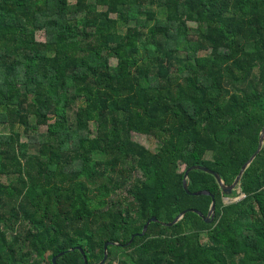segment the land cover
Wrapping results in <instances>:
<instances>
[{"label":"trees","instance_id":"16d2710c","mask_svg":"<svg viewBox=\"0 0 264 264\" xmlns=\"http://www.w3.org/2000/svg\"><path fill=\"white\" fill-rule=\"evenodd\" d=\"M263 128L264 0H0V264H264Z\"/></svg>","mask_w":264,"mask_h":264},{"label":"water","instance_id":"95a60500","mask_svg":"<svg viewBox=\"0 0 264 264\" xmlns=\"http://www.w3.org/2000/svg\"><path fill=\"white\" fill-rule=\"evenodd\" d=\"M263 148H264V128H263V130L261 132L260 145H259L258 150L250 158V160H248L243 165L240 173L238 174V176L236 177V179L231 184H228L225 181V179L223 178V176H222V174L220 172H216L214 170H211L210 168H208L205 165L196 164V165H193V166L188 167L187 170H186V172H185V175H184L183 186H184L185 190L187 191V193H189V194H194V195L207 194V195H211L212 196L213 201H212L211 208H210L208 214L207 215H204L200 210H198L196 208L186 209L183 212H181V214L178 215L172 222H169V223H167V222H161L156 216H153V217H151L146 222V224L143 227V230L140 233H136V234H133L132 235V237H131L132 239L126 245H129V244L133 243V241L135 240V237L136 236H142V235H144L147 232L148 227H149V225H150L151 222H161L164 226H172V225L176 224L178 221H180L185 216V214L188 211H194V212L198 213L208 223L212 222L214 220L215 216H216V200H215V197L208 190H201V191L192 192L189 189L188 175H189L190 171H192L194 169H202V170H205V171H208V172H211V173L215 174L217 176V178L219 179V181L221 182V184H222L223 191L226 194H230L236 188L241 187V180H242V177L244 175V172L246 171V169L248 168V166H250L253 163V161L257 158V156L260 154V152L263 150ZM240 197H242V196L241 195H237V196L234 197V199H239ZM225 200L226 201H231V200H233V198H231L230 196L226 195L225 196ZM112 243H114V244H121L119 242H108V243H106V246H105V256H104L103 260L99 264H105L107 262V260L109 259V256H110L109 247H110V245ZM79 249L82 250V252L85 254V250L82 247H79ZM63 254H64V252L61 253V254H59L58 256H56L55 259H54V263L59 264L58 263V259ZM85 258H86V264H90L86 256H85Z\"/></svg>","mask_w":264,"mask_h":264},{"label":"rangeland","instance_id":"374dc122","mask_svg":"<svg viewBox=\"0 0 264 264\" xmlns=\"http://www.w3.org/2000/svg\"><path fill=\"white\" fill-rule=\"evenodd\" d=\"M198 24L191 22L190 23V30H189V35L196 36L198 32L200 31L201 28H199ZM39 38L42 40H47L45 34H40ZM94 127V125H92ZM46 131V127H40L38 132H35L32 134V138H36L41 133H44ZM133 139L139 141L140 143L144 144L146 147H149L152 150H157L158 148L161 147V143L159 140L154 137V136H149L145 134H140V133H134L133 134ZM234 199V197H231Z\"/></svg>","mask_w":264,"mask_h":264},{"label":"built area","instance_id":"2783aa9c","mask_svg":"<svg viewBox=\"0 0 264 264\" xmlns=\"http://www.w3.org/2000/svg\"><path fill=\"white\" fill-rule=\"evenodd\" d=\"M113 264H123L120 260H116Z\"/></svg>","mask_w":264,"mask_h":264}]
</instances>
